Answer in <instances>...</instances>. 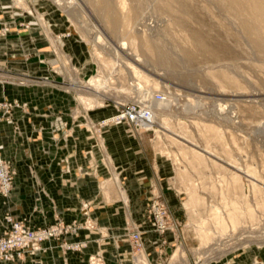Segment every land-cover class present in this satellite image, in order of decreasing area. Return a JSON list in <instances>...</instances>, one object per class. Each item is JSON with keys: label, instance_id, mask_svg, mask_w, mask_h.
<instances>
[{"label": "rangeland", "instance_id": "1", "mask_svg": "<svg viewBox=\"0 0 264 264\" xmlns=\"http://www.w3.org/2000/svg\"><path fill=\"white\" fill-rule=\"evenodd\" d=\"M13 35L32 43L0 57V153L14 178L4 146L33 145L23 95L51 84L72 101L49 145L79 126L107 146L122 125L144 146L178 224L164 264H264V0H0V45ZM120 42L130 54L114 52ZM141 92L164 94L152 125L114 121Z\"/></svg>", "mask_w": 264, "mask_h": 264}, {"label": "crops", "instance_id": "2", "mask_svg": "<svg viewBox=\"0 0 264 264\" xmlns=\"http://www.w3.org/2000/svg\"><path fill=\"white\" fill-rule=\"evenodd\" d=\"M1 41L5 44L0 45V57L4 46L14 53L22 47L30 49L32 46L29 39L21 42L22 37L16 35ZM30 72L50 75L38 66H31ZM25 93L23 96L28 98L35 111L32 116L21 118L19 123L33 145L3 148V152L12 158L17 175L6 204L0 195V231L7 210L14 218L27 217L38 226L57 217L65 222L82 221L85 217L82 204L87 203L90 217L106 228L107 237L98 241V234H89L82 229L77 237L71 238L87 241L82 250L68 251L62 256L57 243L50 240L43 244L46 250L42 254L27 255L22 264H88V256L98 247L104 250L105 264H132L114 256H122L129 249V242L125 239L128 224L142 226L145 251L154 260L160 245L158 236L149 229L145 211L153 194L159 192L170 199L171 193L164 190L163 181L153 170L144 146H138L128 137L122 125L109 127L105 132L107 146H94L92 138L90 140L87 132L79 126H72V132H69L72 134L66 140L51 146L47 143L51 139V121L58 113L68 110L72 99L67 92L51 84L29 87ZM38 127H41L40 131ZM103 155L108 157V165L100 162ZM64 157L68 159L70 172L62 170L64 166L60 160ZM24 165L28 168L25 169ZM79 167L87 174H80ZM174 240L169 238V243L161 249L166 252L174 245ZM143 263L148 264L147 261Z\"/></svg>", "mask_w": 264, "mask_h": 264}, {"label": "built area", "instance_id": "3", "mask_svg": "<svg viewBox=\"0 0 264 264\" xmlns=\"http://www.w3.org/2000/svg\"><path fill=\"white\" fill-rule=\"evenodd\" d=\"M164 99L162 92H154L150 98L129 101L118 110L112 119L116 122H123L128 127L148 129L153 123L151 100L162 101ZM87 153L89 152L87 151ZM60 162L64 166L62 170L70 172L68 159L64 157ZM100 162L108 165L109 159L106 155H103L100 157ZM78 172L87 174L81 167L78 168ZM14 174L15 172L9 160L5 159L0 153V195L5 200L4 204H6L7 197L14 189ZM163 199L161 193L153 194L152 200L145 211V219L149 229L158 236L157 241L160 245L159 250L156 251L155 259L151 260L149 254L145 251L143 242L145 231L142 226L140 224H128L125 239L129 242V249L122 256L115 254L117 260H129L132 264H135L136 255L145 254L150 264H164L166 262L167 258L164 257L166 252L161 249V246L169 243V233L175 231L178 224L173 223L171 220L169 209ZM82 212L85 216L82 221L65 222L57 217L52 222L35 226L30 219L14 218L8 210L5 211L4 226L3 230L0 231V263L22 264L27 255L42 254L46 250L43 244L50 240L57 243L62 256L66 255L68 251H80L87 246V241L71 240V238L77 237L82 229L87 230L89 234H98V241L107 237L106 228L98 225L90 217L87 203L82 204ZM87 262L88 264H105L104 250L98 247L94 253L88 256ZM193 264H207V261H204L201 256H197L193 260Z\"/></svg>", "mask_w": 264, "mask_h": 264}, {"label": "bare ground", "instance_id": "4", "mask_svg": "<svg viewBox=\"0 0 264 264\" xmlns=\"http://www.w3.org/2000/svg\"><path fill=\"white\" fill-rule=\"evenodd\" d=\"M100 40H101V36H98V40H97V41H100ZM126 48H127V47H126V43H125V42H120V43H118L116 46L113 47V50H114V52H116V53H122V54H124V55H128V54H130V53L123 52V50L126 49ZM129 58H131V57L129 56ZM129 58H128V59H129ZM131 59H132L134 62L141 60V59L139 58V56H135L134 58H131ZM118 62H119V61H118ZM118 64H119V63H118ZM136 87H137V86H136ZM137 88H138V87H137ZM141 95H142V92H141ZM150 96H151V93H147L146 96L143 94L142 97H141V99H147V98H150ZM154 101H159V100H151V102H154ZM143 261H147V263L150 264L149 261H148V259H147V257L145 256V254H137L136 257H135V264H143Z\"/></svg>", "mask_w": 264, "mask_h": 264}]
</instances>
